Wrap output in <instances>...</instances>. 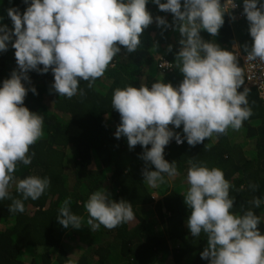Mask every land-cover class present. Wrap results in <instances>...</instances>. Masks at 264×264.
<instances>
[{
  "label": "clouds",
  "instance_id": "clouds-1",
  "mask_svg": "<svg viewBox=\"0 0 264 264\" xmlns=\"http://www.w3.org/2000/svg\"><path fill=\"white\" fill-rule=\"evenodd\" d=\"M152 2L160 11L173 15L174 30L180 35L175 60L183 80L176 87L163 81L154 82L150 88L144 82L139 88L118 87L111 104L121 120L115 137H126L130 149L138 144L144 148L140 158L146 167L142 175L148 185L155 187L165 182V174H178L176 162L164 159V149L171 140L182 144L186 139L188 145L195 146L213 134H226L229 128L239 130L253 114L248 107V91L257 89L246 83L245 69L243 72L239 66L238 54L242 52L238 45L229 51L201 36V31L218 36L225 13L235 19L240 4L235 0H226L223 5L221 0H183V5L181 0ZM24 3L28 4V0ZM147 3L148 0H31L23 13L18 7L7 10L14 31L0 25V51L7 50L6 42L14 35L12 47L20 71H13L0 87V200L11 198L9 189L13 184L23 200L39 199L50 186L48 177L30 175L16 181L14 175L18 164H31L30 146L43 136V117L24 106L29 89L22 80L29 79L27 73L36 70L44 74L51 69L52 88L60 97L71 99L78 91L83 95L80 81H87L91 88L122 49L128 54L137 50L144 29L153 23ZM243 14L252 38L250 46L243 45L245 61L264 64V3L243 0ZM155 21L158 27H169L162 17ZM156 58L159 70H172L164 55ZM241 86L244 90L238 91ZM31 91L36 93L34 87ZM170 125L177 129L182 125L184 136ZM149 163L155 171L148 170ZM188 163V188L183 198L190 210L186 223L191 236L199 237L202 232L206 235L207 247L200 253L201 258L210 264H264V235L258 227L261 218L251 209L243 215L231 211L235 199L230 198L232 185L221 169L192 160ZM250 187L255 190L257 186ZM109 195L97 190L84 205L92 232L101 225L112 230L135 218L130 202H116ZM23 200H12L9 211L24 212ZM70 203L71 198L65 199L57 220L64 228L80 229L82 218L71 211ZM251 203L259 208L261 200L254 198Z\"/></svg>",
  "mask_w": 264,
  "mask_h": 264
},
{
  "label": "trees",
  "instance_id": "trees-1",
  "mask_svg": "<svg viewBox=\"0 0 264 264\" xmlns=\"http://www.w3.org/2000/svg\"><path fill=\"white\" fill-rule=\"evenodd\" d=\"M235 1L240 4L235 19L225 13L218 36L212 37L206 31H201V36L229 51L238 45L245 55L243 45L250 46L252 38L243 14V0ZM225 2L221 0L222 5ZM30 3L31 0L28 4L24 0H0V25L14 31L7 10L18 7L23 13ZM146 8L153 23L144 29L137 50L128 54L122 49L91 88L87 81H80L83 95L78 91L71 99L60 97L52 88L51 69L44 74L30 70L29 79L22 80L29 89L24 106L43 117V136L30 146L31 164H18L14 175L16 181L30 175L48 177L50 186L39 199L23 200L13 184L9 189L11 198L0 200V264H210L200 255L207 247L206 235L202 232L199 237L191 236L186 223L190 210L183 198L188 188L189 160L221 169L232 185L230 198L235 199L231 211L237 215L254 211L261 218L258 227L264 235V100L257 90L248 91V107L253 114L239 130L213 134L195 146L188 145L186 139L181 145L171 140L164 149V159L176 162L178 174H165V182L155 187L148 185L142 175L146 167L140 158L144 148L138 144L130 149L126 137H115L121 122L111 104L116 88H139L141 82L150 88L156 81L176 87L183 80L175 60L180 35L174 30L173 15L160 11L152 0H148ZM156 17L164 18L169 27H158ZM14 41L13 35L6 42L7 50L0 51V87L13 71H20ZM155 53L164 55L172 70H159ZM239 66L244 72L241 59ZM243 90L241 86L238 91ZM169 127L184 136L182 125L178 129ZM147 167L156 170L150 163ZM250 185L257 187L253 190ZM97 190L107 191L116 202H130L135 218L112 230L101 225L92 232L84 205ZM68 198L71 211L82 218L80 229L64 228L57 220ZM254 198L261 200L259 208L251 203ZM14 199L23 200L24 212L9 211ZM64 241L74 242V247H66Z\"/></svg>",
  "mask_w": 264,
  "mask_h": 264
},
{
  "label": "built area",
  "instance_id": "built-area-1",
  "mask_svg": "<svg viewBox=\"0 0 264 264\" xmlns=\"http://www.w3.org/2000/svg\"><path fill=\"white\" fill-rule=\"evenodd\" d=\"M237 8L238 6L232 10ZM245 57L246 54H238V60L241 59L243 61L246 83L249 87L256 88L260 92L261 97L264 98V64L258 60L246 62Z\"/></svg>",
  "mask_w": 264,
  "mask_h": 264
},
{
  "label": "rangeland",
  "instance_id": "rangeland-1",
  "mask_svg": "<svg viewBox=\"0 0 264 264\" xmlns=\"http://www.w3.org/2000/svg\"><path fill=\"white\" fill-rule=\"evenodd\" d=\"M239 53H240V51H239ZM154 55H155V57L158 56L157 53H155ZM161 55H162V54H161ZM152 74H155V72L153 71ZM229 130L232 131V128H229ZM64 243L67 245L66 247H69V246H71V245L73 246V244H74V242H68V241H64ZM73 247H74V246H73ZM68 249L70 250V248H68Z\"/></svg>",
  "mask_w": 264,
  "mask_h": 264
}]
</instances>
